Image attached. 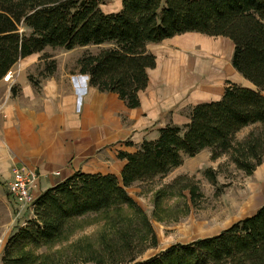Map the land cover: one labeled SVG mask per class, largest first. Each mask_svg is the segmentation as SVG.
Wrapping results in <instances>:
<instances>
[{"label": "trees", "instance_id": "16d2710c", "mask_svg": "<svg viewBox=\"0 0 264 264\" xmlns=\"http://www.w3.org/2000/svg\"><path fill=\"white\" fill-rule=\"evenodd\" d=\"M121 3L117 12L105 13L97 0H0V79L19 59L46 47L68 51L109 43L97 53L82 54L79 72L88 74L89 84L100 92L117 93L128 107H137L138 92L146 88L148 69L156 63L147 45L192 31L229 38L231 65L253 87L230 84L220 99L194 105L188 123L167 124L135 152L120 151L119 158L126 160L121 180L110 173L76 171L44 189L33 201V217L8 237L0 264H264V204L217 234L138 259L158 245L157 235L126 190L134 182L164 177L183 156L193 157L205 148H210L212 160L224 154L247 175L264 162V0ZM45 69L52 73L55 61ZM252 125L236 139L237 131ZM203 173L216 184L215 169ZM188 180L180 175L155 192L153 217L163 220L157 211L174 187L177 193L188 190L194 201L198 188ZM90 214L103 221L96 243L83 238L61 245L81 227L79 219ZM40 248L45 252H38Z\"/></svg>", "mask_w": 264, "mask_h": 264}, {"label": "crops", "instance_id": "0c3cea01", "mask_svg": "<svg viewBox=\"0 0 264 264\" xmlns=\"http://www.w3.org/2000/svg\"><path fill=\"white\" fill-rule=\"evenodd\" d=\"M116 2L114 9L99 5L105 13H114L122 7L121 0ZM214 38L227 37L189 31L149 43L147 50L155 55L156 63L148 69L146 88L138 92L140 104L132 108L117 93L100 92L91 86L89 75L80 73L77 67V59L92 51L89 47L101 49L111 46L109 43L74 47L70 50H85L70 58L69 63L68 57L51 55L55 61L52 73L43 68L49 57H42L50 47L26 55L11 67V79H0V239H4L0 261L8 237L33 217L32 202L44 189L76 171L110 173L121 180L120 171L126 160L119 158L120 151L135 152L144 140L156 138L167 124L188 123L194 105L220 99L230 84L253 87L232 67L231 57L227 56V60L223 56L225 52ZM203 151L210 158V148L193 157L183 156V162L167 175L188 172L187 161ZM15 167L38 174L30 204L19 206L7 192ZM253 171L251 196L259 202L264 196V162Z\"/></svg>", "mask_w": 264, "mask_h": 264}, {"label": "rangeland", "instance_id": "374dc122", "mask_svg": "<svg viewBox=\"0 0 264 264\" xmlns=\"http://www.w3.org/2000/svg\"><path fill=\"white\" fill-rule=\"evenodd\" d=\"M97 1L105 7H111L112 9L117 7V0ZM213 40L225 52L224 57H232L233 44L228 38H214ZM89 48L92 51L87 52L91 53H97L98 49H100L95 46ZM84 50V48H75L67 53V50L63 48H48L43 54L54 55L59 53L60 57H68L66 59L69 63L70 58H74V56ZM212 56L210 54V57ZM205 58L207 59V56ZM51 61V57L45 59L43 68L50 65ZM226 70L224 68L223 71L227 74ZM252 127L253 125L241 128L237 131L236 139L243 138ZM186 166L188 169L186 173L179 175L174 173H171V175L166 174L164 177H156L149 182H134V184L129 186V194L141 205L148 219L151 220L158 241L156 247H151L138 259L149 258L151 255L165 251L168 247L175 244L187 243L200 237H208L211 233L225 229V227L240 220L243 216L254 212L262 203L264 204V196L259 202L254 200L255 196H251V187L255 184L254 171L253 174L247 175L242 170L237 169L224 154L220 158L212 160L209 156L207 158L206 152L203 151L195 159L188 160ZM208 167H212L218 172L216 184H212L203 173ZM180 175H187L189 183L196 184L199 195L191 202L188 190L177 193L178 189L174 187V192L163 198L162 205H160L162 211H160L161 209L157 211L163 220L156 219L152 215L155 207V204H153L155 192L165 184L171 183ZM1 211L0 207V215H2ZM15 216V211L13 210L12 225L15 224ZM79 221L82 224L81 227H78L69 240L63 244L61 243V245L74 243L83 238L96 243L103 221L96 220V216L93 214L85 216ZM1 232L0 237L3 235ZM3 243L4 239H0V248ZM61 245H56L53 248H59ZM38 252H45V248H40Z\"/></svg>", "mask_w": 264, "mask_h": 264}, {"label": "built area", "instance_id": "2783aa9c", "mask_svg": "<svg viewBox=\"0 0 264 264\" xmlns=\"http://www.w3.org/2000/svg\"><path fill=\"white\" fill-rule=\"evenodd\" d=\"M12 75V70H9L5 73L3 79L8 81ZM37 180L38 174L34 170L15 167L12 179L7 184V192L14 200H17L19 206H23L26 203L30 204L33 200L31 192Z\"/></svg>", "mask_w": 264, "mask_h": 264}, {"label": "bare ground", "instance_id": "6f19581e", "mask_svg": "<svg viewBox=\"0 0 264 264\" xmlns=\"http://www.w3.org/2000/svg\"><path fill=\"white\" fill-rule=\"evenodd\" d=\"M209 57V56H208Z\"/></svg>", "mask_w": 264, "mask_h": 264}]
</instances>
